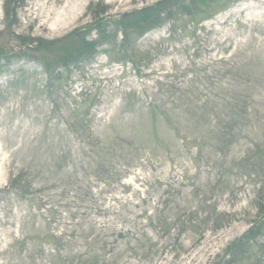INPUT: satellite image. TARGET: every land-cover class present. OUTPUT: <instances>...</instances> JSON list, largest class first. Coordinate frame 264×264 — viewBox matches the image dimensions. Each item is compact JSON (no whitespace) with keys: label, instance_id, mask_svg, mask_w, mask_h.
Returning a JSON list of instances; mask_svg holds the SVG:
<instances>
[{"label":"rangeland","instance_id":"1","mask_svg":"<svg viewBox=\"0 0 264 264\" xmlns=\"http://www.w3.org/2000/svg\"><path fill=\"white\" fill-rule=\"evenodd\" d=\"M263 221L264 0H0V264H264Z\"/></svg>","mask_w":264,"mask_h":264},{"label":"trees","instance_id":"2","mask_svg":"<svg viewBox=\"0 0 264 264\" xmlns=\"http://www.w3.org/2000/svg\"><path fill=\"white\" fill-rule=\"evenodd\" d=\"M181 3H184V0H181ZM166 7V6H165ZM166 11V10H165ZM127 17V16H126ZM124 18V17H123ZM122 24L124 25L123 27L124 28H127L129 25H127L126 24V19H122ZM71 35H74L73 33L71 34ZM68 36V37H66V38H64V39H62V40H58V41H56L55 43H50V45H47V46H44V43H40L39 42V44L37 45V46H35L34 48H32V50H36L39 54H40V56H39V58L40 59H42L43 61H46V63H47V66H48V68L49 67H51V64L53 65L52 67H54L55 66V64H56V62H51L52 60H54V59H56V58H58L59 59V53L61 52V51H63L62 49H67V46H68V48H69V44L68 45H66V43L64 42L65 40L66 41H69V42H71L72 41V38H73V40H76V38H75V36L74 37H72V36ZM82 39H84V36H83V38ZM112 43V42H111ZM90 45V44H89ZM95 46V45H94ZM93 48V47H92ZM85 51H87L88 52V54L87 55H84L83 54V52L82 53H80V55L79 54H77L78 56H76L75 58H73V59H71V60H66L65 62H63V63H61V61H63L64 59H62L61 61H60V63H57L58 64V69L60 68V67H71V65L73 66V67H75V66H78L79 64H80V62H83V61H88V60H90L92 57H90L94 52H95V50H93V51H90L89 49H85ZM64 52V51H63ZM38 57V56H37ZM80 57V58H79ZM38 58V59H39ZM56 64V65H57ZM56 67V68H57ZM54 70H55V68H54ZM138 71H139V69H138ZM230 126L231 127H233V125H231L230 124ZM247 159L250 161V160H253L254 159V157L253 156H251V155H249V156H247ZM263 223H264V221H263ZM259 232H260V227H255V226H253V227H251L248 231H247V233L245 234L246 235V237L247 236H251V237H254V236H257L258 234H259ZM259 236V235H258ZM236 250V249H235ZM237 251V250H236ZM240 252V251H239ZM239 252L237 251L236 253L235 252H232V253H234V255L233 256H235V254H239ZM244 253H245V251H244Z\"/></svg>","mask_w":264,"mask_h":264},{"label":"bare ground","instance_id":"3","mask_svg":"<svg viewBox=\"0 0 264 264\" xmlns=\"http://www.w3.org/2000/svg\"><path fill=\"white\" fill-rule=\"evenodd\" d=\"M60 1H62V0H60ZM57 9H58V8H53V9H52V12H55Z\"/></svg>","mask_w":264,"mask_h":264}]
</instances>
